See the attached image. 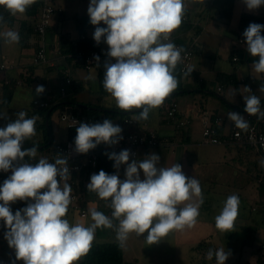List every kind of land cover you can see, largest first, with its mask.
<instances>
[{
	"label": "clouds",
	"instance_id": "clouds-1",
	"mask_svg": "<svg viewBox=\"0 0 264 264\" xmlns=\"http://www.w3.org/2000/svg\"><path fill=\"white\" fill-rule=\"evenodd\" d=\"M33 3L35 0H0V7L15 16L24 14ZM243 3L250 12L264 6V0H243ZM185 11V0H90L87 13L90 23L97 26L93 39L99 45L103 38L108 46L109 59L103 65V88L115 99L119 109L125 112L139 109L138 115L134 114L137 121L148 120L150 112L160 107L178 87L174 73L182 61L184 49L171 42L170 36L181 26ZM0 22H3L2 16ZM101 22L106 27H100ZM262 32L264 25L259 23H250L243 32L247 52L258 58L252 65L256 73H264ZM0 37L9 44L20 41L15 30L0 33ZM95 60L99 64L100 57L95 56ZM192 71L188 69L185 75ZM242 89L249 93H241L244 112L264 119L260 98L248 86ZM259 91L264 92V85ZM44 92L43 85L36 86L37 96ZM26 117L27 113L20 111L15 120L0 127V172L11 171L0 185V221L6 228L4 239L14 250L17 261L77 264L89 252L98 227L114 229L119 246L123 248L130 233L140 236L147 232L145 240L151 245L173 231H183L196 224L203 204L200 182L188 177L180 164L158 167L160 155L155 152L129 162V149L105 153L114 161L116 172L109 174L100 170L91 175L87 184L88 191L108 201L111 217L93 209L90 226L70 224L65 218L72 202V188L67 183L70 174L67 157L59 155L54 163L46 157L35 164L28 163L25 158H36L38 147L24 148L23 144L36 134L38 117ZM0 118L8 117L0 112ZM228 118L238 129H249V122L243 115L232 111ZM122 131L108 118L92 124L79 122L75 152L87 154L101 143L116 145L123 140ZM260 164L264 166V159ZM121 165H126L123 180L119 175ZM17 201L29 202L13 214L11 204ZM239 204L238 195L227 197L220 214L215 217L218 230H234ZM114 220L118 223L114 224ZM230 254L225 248L209 249L206 259L212 260L215 256L216 264H225Z\"/></svg>",
	"mask_w": 264,
	"mask_h": 264
},
{
	"label": "crops",
	"instance_id": "crops-1",
	"mask_svg": "<svg viewBox=\"0 0 264 264\" xmlns=\"http://www.w3.org/2000/svg\"><path fill=\"white\" fill-rule=\"evenodd\" d=\"M52 1L59 10L52 16L51 24L45 34V42L49 47V59L46 63L41 64L34 63V57L40 43V35L35 32L33 23L34 19L40 14L38 8H42V3L45 0H35V3L30 5L24 14H17L15 16L11 15L3 7H0V16L3 17V22H0V33L15 30L20 35L19 43L11 44L6 43L4 38L0 37V64L2 62H8L10 64L5 71L0 72V101H2L0 105H7L9 107L14 104L20 109L21 100L19 96L22 95V91H26L27 88L35 91L37 85H43L45 87V92L40 95V99L42 100L50 98L55 102H59L60 97H63L61 95L62 93L55 94L52 89L56 85L60 88L64 81L63 73L67 72V68L71 63L70 53H64L61 48L62 36H66L68 40H77L80 39L81 33L77 22L73 19L74 24L72 20L67 21V3H62V0ZM185 4L186 8H189L191 11L193 23L185 29L178 31V37L183 42L194 45L195 53L192 58L193 71L188 75L181 74L177 66L174 73L179 81L176 90L182 91L174 97L180 105L178 117L175 119L168 118L165 112L162 111L158 116V120L154 123L150 120L149 115L148 120H144L140 125L141 129L158 132L163 142L158 146L142 150L138 160L143 159L151 152H155L160 155L158 167H171L174 164L182 165V170L188 177H194L200 182L202 194L205 183L210 192V196L219 184L224 186L236 184L232 186L235 187L234 190L238 191L236 192L238 195L242 188L243 190L246 189V182L248 180L245 182V180L241 179V184H238V180L237 183H230L229 179L219 180V178L214 179V177L220 175L221 172L218 169L223 168V166L228 167V164L236 167V170L241 169L244 171L245 165L247 163L249 164L251 160V149L237 143L210 144L203 142V120L201 112L206 110L212 115L220 114L224 116L222 129L224 132H229L231 120L228 118V113L234 111L231 105L240 109H244L245 107L243 95L240 98L232 94L230 96L227 95L226 89L230 85L235 87L249 85L253 94L260 98L261 103L264 102V92L259 91V88L264 85V73H256L252 66L258 58L252 57L247 52V46L241 45L238 41L240 38L239 24L241 16L244 13L264 16V6L256 11L250 12L246 9L244 3L239 7L237 0H196V3L193 4L187 3L185 0ZM72 10H75L72 15L75 17V20L79 16H86L84 15L86 13L80 11L81 9L78 6L72 8ZM92 31L93 29L87 30L86 36L87 34L90 36ZM103 45L107 46L104 42ZM60 50L62 51L60 52ZM233 56H238L239 58L234 60ZM248 59L251 61L246 66L244 63ZM220 75H223V78ZM72 76L73 82L67 86V91L63 97L64 100L70 101L74 99L80 104L93 105L109 111L118 109L115 99L103 88L102 81L104 72H101L97 68L87 69L84 66H77L72 70ZM5 77L9 78V83L7 84L2 82ZM219 87H222L223 90L220 91L218 89ZM83 90L90 93L93 98L87 100L78 99L77 93ZM69 92L73 93L74 96L66 98ZM243 94L248 95L249 93L243 92ZM33 105V108H29L26 118H31L32 116L38 117L35 125L36 134L33 136V139H28L23 145L30 148L33 142L37 143L38 156L43 153L41 152V147L45 146V132L41 125L43 118L37 113L38 109L34 102ZM133 110L139 111V109ZM57 112L58 114L53 116L57 129L52 125L54 133L51 136H54L55 142H64L69 138V124L65 115H62L59 110ZM185 118L188 119V122L182 124V120ZM262 120L264 122V119ZM60 121L66 125V136L64 139L55 140L57 133L59 134ZM51 122L53 123L54 121L51 119ZM51 136L49 142H52ZM230 147L233 148L234 152H227L226 149ZM263 158V156L258 155L252 162H255L259 166L260 160ZM132 160L130 159L129 161L131 162ZM124 167L126 165H121L119 171L125 170ZM240 176L242 177L241 174ZM141 179H143L142 171ZM89 182L90 179L86 181L87 184ZM224 193L226 195L228 190L223 191L222 195ZM19 202L28 203V201H17L13 203L11 207L13 214L19 208V206L18 208L15 207L16 203L20 204ZM92 202L97 210V201ZM259 205L261 204L256 205L254 208H258ZM262 205L264 206V204ZM86 206L88 207V204ZM206 206L207 204H204L203 195V204L200 206L199 211H202ZM242 215L239 214L238 216ZM243 219L242 229L247 233L256 231L260 236H264V226L251 229L249 227L251 220L245 217ZM5 231L4 222L0 221V255L5 257V253L8 252L9 264H23L21 263L23 261H16L14 250L9 248L7 241L4 239ZM96 231L99 234L101 232L110 233L115 230L112 228L98 227ZM211 239H213V235H207L202 237L195 245L194 248L198 249L199 252L194 255V259L198 263L216 264L215 256H213L212 260H208L206 259V254L209 249L216 250L224 247L222 244L212 243ZM205 241L207 243H204ZM263 243L264 239L260 243H250V241L248 243L245 239L242 246H234V250L239 249L238 258L233 259L229 256L225 264L236 262L256 264L261 257L260 246ZM232 249V246H228L225 250L232 252ZM202 250H205V252H200ZM132 260L139 259L134 258Z\"/></svg>",
	"mask_w": 264,
	"mask_h": 264
},
{
	"label": "rangeland",
	"instance_id": "rangeland-1",
	"mask_svg": "<svg viewBox=\"0 0 264 264\" xmlns=\"http://www.w3.org/2000/svg\"><path fill=\"white\" fill-rule=\"evenodd\" d=\"M46 2L53 3L52 0H45ZM187 3L193 4L196 3V0H186ZM62 3L66 2L68 5L67 8V21L69 20H75L72 15L74 14L75 10H72V8L78 6L81 10L87 14V9L90 3V0H62ZM238 6H242L243 0H237ZM56 17V16H54ZM72 20V21H73ZM74 21L72 22L74 24ZM68 23V22H67ZM66 23V25H67ZM241 45H246V43H241ZM194 57V56H193ZM250 59L245 60V65L247 66ZM252 65V64H251ZM68 72H64L63 76L64 78ZM68 86V85H67ZM250 88V86L248 85ZM55 94H60V88L57 87V85L52 88ZM236 92L235 96H240L243 94L242 87H235L233 85H230L226 89V93L228 96ZM242 93V94H241ZM22 95L19 96L20 102V109H18L17 105H0V112L7 115V119L0 118V127H4L8 122L13 121L16 119V114L20 111H24L28 113L29 108H33V101L35 99H40V95L37 96L35 94V91L31 90L30 88H27L26 91H22ZM74 94L69 92L66 95V98L73 97ZM64 97V96H63ZM78 99H92V95L88 93L87 91L83 90L82 92L77 93ZM168 103H163L160 107L153 109L150 112V120H152V123L158 120V116L163 111L165 112V107H167ZM23 107H26L23 109ZM57 110L54 111L52 114V123L53 126H55V120L53 119L54 115H57ZM61 120V119H60ZM62 121V120H61ZM60 121V130L57 133V136L55 140L57 139H64L66 136V125ZM59 124V123H58ZM56 128V126H55ZM57 129V128H56ZM33 139V137H31ZM24 148H28L27 146H24ZM228 153L234 152L233 148L230 147L226 149ZM203 153V151H202ZM257 156L254 153H251V162L256 158ZM253 158V159H252ZM264 159V158H263ZM130 162V161H129ZM126 168V167H124ZM236 167H232L231 164H228V167L223 166V168L218 169L220 175L214 177V179H229L230 183H237L241 184L242 180H245L247 183L246 189L242 190L238 193L240 204H239V210L238 215L243 214L242 216H238L235 221V227L232 232H221L216 228V222L215 217L220 214L224 202L226 201L227 197L230 195H233L238 192L237 190H234V186L236 184H230V186H224V185H218L215 190L212 191L211 196L209 195L210 192L208 190V187L204 183V204L206 203L207 206L202 209V211H199V216L197 217L196 224L191 228H185L183 231H173L169 233L166 237H163L161 241L155 244H148L146 242V236L147 232L137 236L135 233H130L129 238L126 242V246L124 248V259L125 260H132L134 258H138L140 261L147 263V264H203L198 263L196 259H194V255L198 254L199 250L194 248L195 245L198 243V241L207 235L212 234L213 239H211L212 243H219L222 244L223 247L226 249L228 246L233 247V251L230 252V256L234 258H238L239 256V249L234 250V246H242L244 240L246 239L249 243H260L261 240L264 239V236H260L256 231H253V233L250 231L247 233L244 229L241 228V225L244 222V217L249 218L251 221L249 222V227L257 228L258 226H264V202H261L264 200V172L260 174V170H254L253 165H248V163L245 165L244 171L241 169L236 170ZM240 173L242 177L240 176ZM120 179H124V170L119 171ZM252 177V178H251ZM242 179V180H241ZM223 181V180H222ZM234 181V182H233ZM228 188V189H227ZM228 190V193L225 195H222L223 191ZM29 202V201H28ZM20 203V202H19ZM21 204V205H20ZM20 204L16 203V208L21 209L23 207L27 206V202ZM205 204V205H206ZM259 205L258 208L256 205ZM17 209V210H18ZM88 214L87 217H82L80 214V210L71 208L69 211H67L66 219L69 220L70 224H76L81 223L84 226H90L92 219H91V211L95 209L93 202H88ZM207 209V210H206ZM96 210V209H95ZM246 214V215H244ZM251 234V235H250ZM253 234V236H252ZM117 241L116 239V232L112 231L110 233L108 232H101L97 234V231L95 230L94 239L91 243V247H94L100 243L103 242H112ZM8 248V246H7ZM6 248V249H7ZM9 249V248H8ZM2 250V249H1ZM6 252V251H5ZM200 252H205V250H202ZM8 252L5 253V257L0 255V264H9V256ZM84 256L80 258V260L77 262V264H81V261ZM17 261V260H16ZM23 263V262H21Z\"/></svg>",
	"mask_w": 264,
	"mask_h": 264
},
{
	"label": "built area",
	"instance_id": "built-area-1",
	"mask_svg": "<svg viewBox=\"0 0 264 264\" xmlns=\"http://www.w3.org/2000/svg\"><path fill=\"white\" fill-rule=\"evenodd\" d=\"M59 8L53 3L46 2L43 6L40 14L34 19V30L40 35V43L38 50L34 57L35 64L46 63L49 59L48 45L45 42V34L47 33L48 27L51 24V19L54 13H56ZM187 16H184L186 18ZM239 43H245V40L240 37L238 39ZM177 47L184 49L181 53L182 61L180 62V70L182 73L188 71V69L193 70L192 58L194 56L193 48H185L180 43H174ZM108 47H103L100 49H91L87 52H79L78 56L82 58L83 65L85 68H97L101 72H104V62L108 60L106 53ZM95 56L100 57L99 64L95 60ZM239 57L234 56V60H237ZM76 60V59H75ZM74 60V61H75ZM114 62V60H113ZM10 64L8 62H2L0 64V72L5 71ZM73 79L70 74H67L64 78L62 85L60 86V91L64 94L67 91V85L72 83ZM2 82L4 84L9 83V78L5 77ZM21 83V82H20ZM220 91L223 90L222 87L218 88ZM36 106H46L48 104L47 100H34ZM180 112V105L177 100H172L165 107V115L168 118L175 119L178 117ZM241 114L240 112L234 110ZM65 118L68 120L69 126L77 125L80 122L79 117L75 115H70V112L64 113ZM249 122V129L243 131L235 127L234 122L231 121L229 126V132L223 131L224 116L220 114L212 115L208 111H202L201 117L203 120V142L216 144V143H237L242 145H248L257 147L259 150L264 152V122L261 119H254L251 115L241 114ZM105 118L112 120L114 124L119 125L122 128L123 140H121L116 145H108L110 152L119 153L121 150L129 149L131 152L130 159H138L141 156V151L151 147L159 145L160 135L158 132L149 129L140 128V120H136V115L126 116L123 119L115 116H103L98 122H102ZM89 124L96 123L93 118H89ZM188 119L185 118L182 120V124H186ZM74 140H66L64 142H56L52 147L51 154L42 153L41 155L36 156L34 159L28 157L25 160L28 163L35 164L41 157H46L49 162L54 163L59 155L67 157L68 166L70 169V174L67 179V183L71 185V204L68 207V211L71 208L80 210L82 217H86L88 214V207L83 205V194L80 191V188L77 183V179L72 178V175L75 173L81 172L85 168H95L98 165V156H99V145L90 150L87 154H79L75 152ZM11 175V171L5 173L0 172V185L3 184V181ZM43 191V190H42ZM12 207V204H11ZM261 257L260 260L264 262V243L260 246Z\"/></svg>",
	"mask_w": 264,
	"mask_h": 264
},
{
	"label": "trees",
	"instance_id": "trees-1",
	"mask_svg": "<svg viewBox=\"0 0 264 264\" xmlns=\"http://www.w3.org/2000/svg\"><path fill=\"white\" fill-rule=\"evenodd\" d=\"M222 1V0H219ZM46 3L43 2L42 5L44 6ZM42 6V8H43ZM42 8H38L39 12H41ZM184 16H187L186 18H183V22L181 26L171 34L170 40L171 42L180 43L185 48H193L194 45L192 43H186L179 39L178 31L181 29H185L187 26L192 25V14L189 8H186ZM250 23H259L264 25V16L263 15H257V14H250V13H244L241 16L239 29H240V37H243V32L248 27ZM77 25L80 30L81 36L80 39L75 40H68L66 36H62V42H61V48L64 51V53H70L71 60H70V66L67 68L68 74L72 76V70L75 69L77 66L83 65V60L81 57L78 56L79 52H87L91 49H100L103 47H108L103 45V42L99 45L96 44V42L93 39V34L95 31L94 25L90 23V17L89 15L86 16H79L77 19ZM100 27H106V25L101 24ZM97 27V26H96ZM89 29H93L92 34L89 36L86 32ZM37 33V32H36ZM38 34V33H37ZM262 35H264V32H262ZM103 40V38H102ZM167 42V41H165ZM60 50V52L62 51ZM234 57V56H233ZM76 59V60H75ZM75 60V61H74ZM178 69L180 73L182 74L180 70V63H178ZM220 77L223 78V75ZM73 79V76H72ZM73 82V81H72ZM186 91V90H185ZM181 90H175L166 100L164 103H170L172 100H175L174 97L177 96L179 93H181ZM62 93V92H61ZM65 95V93L61 94ZM47 100L48 104L46 106H37V113L42 116L43 121L41 122L42 128L45 132V146L41 147V152L48 154H51L52 147L56 143L54 141V136L52 137V142H49L51 134L53 135V126L51 123V117L54 111L59 110V112L63 115L66 112H70V115H75L79 117L80 122L88 123L89 118H93L94 121L98 122L100 119L103 118V116H111L114 115L115 117H119L120 119H123L126 116H132L134 114L138 115L139 111L132 110L131 112H125L121 109H115L112 111L100 109L93 105H87V104H80L76 100L71 99L64 100V98L60 97L58 100L59 102H55L52 99H45ZM231 107L240 112L241 114H247L246 112L242 111L244 109H240L234 105H231ZM264 108V106H262ZM49 112L48 119L49 124L46 122L47 113ZM254 119H258L257 116H252ZM262 120V119H261ZM140 125L143 123L144 120H140ZM79 123L77 125L69 126V138L68 140L75 139L76 136V127H78ZM28 141V140H26ZM162 138L160 136V142L159 145L162 144ZM33 145H37V143H32ZM241 146H247L251 149V152L255 155H260L261 157H264V152L259 150L257 147L248 146V145H241ZM99 149V156H98V165L95 168H85L79 173H75L72 175V178L77 179L78 186L80 188L81 193L83 194V205L86 206L89 201H97V211L103 212L105 215L111 217L112 209L108 207V201L102 200L98 197V195L95 192L88 191L87 189V183L86 181L90 179L92 174H98L100 170H104L106 173L114 174L116 169L113 168L114 161H111L108 159L107 155L105 153H111L109 151L108 145L101 143L98 147ZM253 159V158H252ZM248 165H253L254 170H260V174L264 172V166H261V164L258 166L255 162L249 161ZM264 183V182H263ZM261 202H264L262 200ZM206 204V203H205ZM114 224L118 223V221H113ZM207 241V240H206ZM204 243H207V242ZM81 264H144L140 262L139 260H125L124 259V248H121L119 246L118 241H112V242H103L100 243L92 248H90L89 252L84 255ZM231 264H251L250 262H236ZM256 264H264L262 260L259 259V261Z\"/></svg>",
	"mask_w": 264,
	"mask_h": 264
},
{
	"label": "water",
	"instance_id": "water-1",
	"mask_svg": "<svg viewBox=\"0 0 264 264\" xmlns=\"http://www.w3.org/2000/svg\"><path fill=\"white\" fill-rule=\"evenodd\" d=\"M261 106H264V102H263V103H261ZM48 115H49V112L47 113V117H46V122H47V124H49ZM51 138H52V136H51ZM50 141H51V140H50ZM30 145H31V144H30Z\"/></svg>",
	"mask_w": 264,
	"mask_h": 264
}]
</instances>
